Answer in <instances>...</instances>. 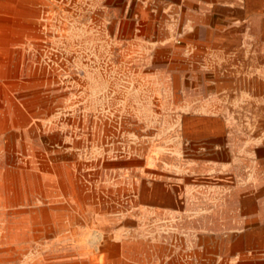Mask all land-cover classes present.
I'll use <instances>...</instances> for the list:
<instances>
[{
    "label": "crops",
    "instance_id": "obj_1",
    "mask_svg": "<svg viewBox=\"0 0 264 264\" xmlns=\"http://www.w3.org/2000/svg\"><path fill=\"white\" fill-rule=\"evenodd\" d=\"M32 3L42 17L67 14L87 43L95 34L102 49L135 50L126 56L151 76H135L131 90L180 100L175 122L153 127L134 119L146 132L168 133H146L129 153L98 159L80 196L95 237L159 238L160 228L174 225L242 226L207 237L226 238L225 264H264V0ZM37 48L50 59L48 43ZM19 49L28 62V48ZM97 57L105 63L104 52ZM157 64L177 68L154 75Z\"/></svg>",
    "mask_w": 264,
    "mask_h": 264
},
{
    "label": "rangeland",
    "instance_id": "obj_2",
    "mask_svg": "<svg viewBox=\"0 0 264 264\" xmlns=\"http://www.w3.org/2000/svg\"><path fill=\"white\" fill-rule=\"evenodd\" d=\"M70 27L67 14L42 17L32 0L0 1V264H225L226 238L207 236L242 226L174 225L160 228L159 238L95 237L80 196L98 159L129 153L146 133H168L146 132L134 119L153 127L175 122L180 100L131 90L135 76H151L126 56L135 50L112 53L95 34L87 43ZM45 43L50 59L37 48ZM103 52L104 64L97 57ZM153 68L155 75L177 67Z\"/></svg>",
    "mask_w": 264,
    "mask_h": 264
}]
</instances>
